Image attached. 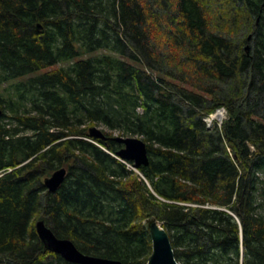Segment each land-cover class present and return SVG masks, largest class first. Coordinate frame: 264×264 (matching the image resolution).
Instances as JSON below:
<instances>
[{
	"label": "trees",
	"instance_id": "trees-1",
	"mask_svg": "<svg viewBox=\"0 0 264 264\" xmlns=\"http://www.w3.org/2000/svg\"><path fill=\"white\" fill-rule=\"evenodd\" d=\"M0 110V264H72L37 221L146 264L149 219L179 264H264V0H0Z\"/></svg>",
	"mask_w": 264,
	"mask_h": 264
},
{
	"label": "water",
	"instance_id": "water-1",
	"mask_svg": "<svg viewBox=\"0 0 264 264\" xmlns=\"http://www.w3.org/2000/svg\"><path fill=\"white\" fill-rule=\"evenodd\" d=\"M1 115V110H0ZM92 138H103L101 128L92 127L89 130ZM114 140L123 145L117 152L120 160L133 162L134 170L148 164L147 147L143 140L137 136H115ZM67 174L65 168H60L44 178L43 185L47 191L54 193L63 183ZM145 226L152 242L151 254L146 264H179L174 256V252L169 237L155 219L145 221ZM36 234L45 248L52 253L59 255L68 263L72 264H120L115 260L104 259L81 253L74 244L67 239L57 238L44 221H37L35 224Z\"/></svg>",
	"mask_w": 264,
	"mask_h": 264
},
{
	"label": "built area",
	"instance_id": "built-area-1",
	"mask_svg": "<svg viewBox=\"0 0 264 264\" xmlns=\"http://www.w3.org/2000/svg\"><path fill=\"white\" fill-rule=\"evenodd\" d=\"M226 111L223 108L217 109L215 113L209 117L204 118L203 120L207 123V126H210L213 121H215L217 126H220L222 120L225 118Z\"/></svg>",
	"mask_w": 264,
	"mask_h": 264
}]
</instances>
